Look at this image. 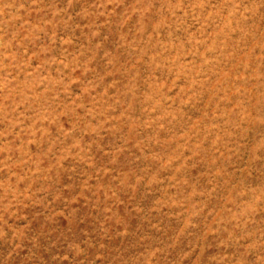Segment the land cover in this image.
<instances>
[{"label": "rangeland", "instance_id": "1", "mask_svg": "<svg viewBox=\"0 0 264 264\" xmlns=\"http://www.w3.org/2000/svg\"><path fill=\"white\" fill-rule=\"evenodd\" d=\"M0 264H264V0H0Z\"/></svg>", "mask_w": 264, "mask_h": 264}]
</instances>
